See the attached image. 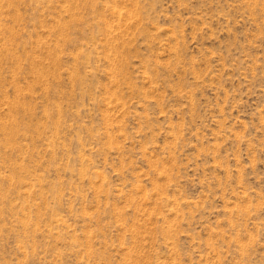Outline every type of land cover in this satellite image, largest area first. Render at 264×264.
<instances>
[{
  "label": "rangeland",
  "instance_id": "rangeland-1",
  "mask_svg": "<svg viewBox=\"0 0 264 264\" xmlns=\"http://www.w3.org/2000/svg\"><path fill=\"white\" fill-rule=\"evenodd\" d=\"M0 264H264V0H0Z\"/></svg>",
  "mask_w": 264,
  "mask_h": 264
}]
</instances>
